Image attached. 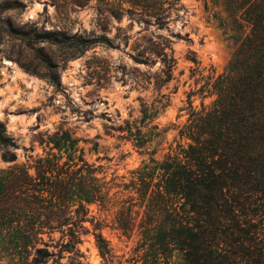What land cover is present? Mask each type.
<instances>
[{
	"label": "rangeland",
	"instance_id": "374dc122",
	"mask_svg": "<svg viewBox=\"0 0 264 264\" xmlns=\"http://www.w3.org/2000/svg\"><path fill=\"white\" fill-rule=\"evenodd\" d=\"M177 1L170 7L174 0H162L167 14L159 27L140 9L127 12L130 6L124 0H0V122L15 143L13 161L2 159L0 147V264H30L34 248L49 240V250L60 255L50 264H185L180 251L170 248L163 257L142 243L137 222L143 207H138L140 200L130 184L143 166L153 172L156 163L182 158L195 114L211 110L217 101L236 43L232 32L219 25L225 18L220 0ZM118 7V18L108 13ZM53 32L74 38L104 34L111 46L93 44L68 58L70 51ZM26 33L36 40H23ZM166 41L175 64L171 78L164 81L159 57L141 52ZM189 51L195 64L187 58ZM46 63L56 66L58 84L32 71L43 70ZM135 127L143 135L139 147L129 134ZM48 152L61 155L60 162L85 161L97 167L96 176L111 187L110 199L104 207L85 204L79 242L73 248L66 245L65 227L47 233L37 224L36 239L21 248L19 236L33 233H23L29 230L23 224L41 220L43 211L25 206V193L12 200V168L33 174L31 166ZM160 179L154 177L153 182ZM36 196L41 199L46 193L36 187ZM122 208L139 213L131 233L115 226L114 217ZM259 215L247 218H253L260 239L264 222L259 223ZM96 234L108 246L105 256Z\"/></svg>",
	"mask_w": 264,
	"mask_h": 264
},
{
	"label": "trees",
	"instance_id": "16d2710c",
	"mask_svg": "<svg viewBox=\"0 0 264 264\" xmlns=\"http://www.w3.org/2000/svg\"><path fill=\"white\" fill-rule=\"evenodd\" d=\"M124 1L130 6L127 12L137 13L131 7L140 9L153 17L159 27L165 24L167 10L162 7V0ZM220 1L225 18L220 19L219 25L232 32L236 43L228 74L219 82L214 107L195 114L186 134L190 142L186 149H181L182 158L175 156L156 163L153 172L147 166L135 171L136 181H131L130 186L140 200L138 207H143L137 228L143 244L163 257L170 248L180 251L185 264H264V237L259 239L257 226L250 220L253 218H247L260 213L259 223L264 222V210L259 209L264 208V0ZM177 2H170V7ZM108 11L118 18L122 9ZM51 34L58 35L60 43L70 51L68 58L93 44L111 46L104 34L91 38L69 37L62 32ZM22 39L36 40L29 33ZM167 47V41L160 42L141 52L159 57L164 81L171 78L175 64ZM187 58L196 63L193 52L189 51ZM42 67L43 70L32 71L58 84L56 66L46 63ZM129 134L134 136L133 145L139 147L143 136L139 128ZM56 143L60 153L61 146ZM0 147L3 160H15L11 151L14 140L6 134L2 122ZM60 159L61 155L52 152L37 158L31 166L33 174L26 168H12V200L25 193L28 200L23 204L43 211L41 220L33 218L29 224H23L29 227L23 233H33L19 236L21 248L36 239L35 224L47 233L62 232L65 227L69 237L66 245L73 248L79 242L78 222L86 215L85 204L104 207L109 202L111 187L103 177L96 176L97 167L87 164L81 156V165ZM157 170L162 174L154 175ZM158 176L160 182H153ZM36 187L46 196L37 198ZM138 214V211L132 214L131 208H122L114 217L115 226L123 233H131ZM51 242H45L44 247L31 245L35 255L30 264H50L49 260L60 257L49 250ZM96 243L100 254L105 256L109 249L100 234H96Z\"/></svg>",
	"mask_w": 264,
	"mask_h": 264
},
{
	"label": "water",
	"instance_id": "95a60500",
	"mask_svg": "<svg viewBox=\"0 0 264 264\" xmlns=\"http://www.w3.org/2000/svg\"><path fill=\"white\" fill-rule=\"evenodd\" d=\"M8 120L10 119V118H7Z\"/></svg>",
	"mask_w": 264,
	"mask_h": 264
}]
</instances>
